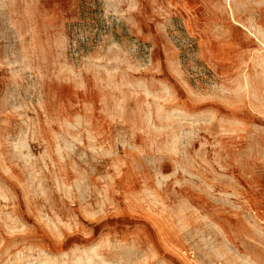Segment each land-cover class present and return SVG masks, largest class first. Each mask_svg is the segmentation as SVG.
<instances>
[{"label":"rangeland","instance_id":"1","mask_svg":"<svg viewBox=\"0 0 264 264\" xmlns=\"http://www.w3.org/2000/svg\"><path fill=\"white\" fill-rule=\"evenodd\" d=\"M264 0H0V264H264Z\"/></svg>","mask_w":264,"mask_h":264},{"label":"built area","instance_id":"2","mask_svg":"<svg viewBox=\"0 0 264 264\" xmlns=\"http://www.w3.org/2000/svg\"><path fill=\"white\" fill-rule=\"evenodd\" d=\"M250 216L253 221L259 226V228L264 231V208L252 210ZM183 254L188 258L189 261L192 262V264H203L196 261L195 253L192 250H184Z\"/></svg>","mask_w":264,"mask_h":264}]
</instances>
